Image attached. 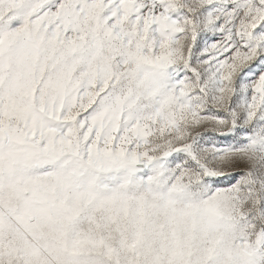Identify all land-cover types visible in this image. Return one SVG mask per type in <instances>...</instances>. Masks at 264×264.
<instances>
[{"label": "rangeland", "instance_id": "obj_1", "mask_svg": "<svg viewBox=\"0 0 264 264\" xmlns=\"http://www.w3.org/2000/svg\"><path fill=\"white\" fill-rule=\"evenodd\" d=\"M0 264H264V0H0Z\"/></svg>", "mask_w": 264, "mask_h": 264}]
</instances>
